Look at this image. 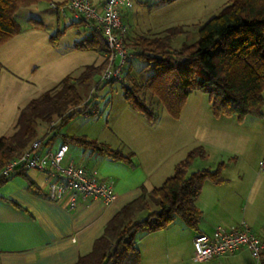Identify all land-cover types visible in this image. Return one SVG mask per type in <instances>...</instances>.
<instances>
[{
  "label": "trees",
  "instance_id": "16d2710c",
  "mask_svg": "<svg viewBox=\"0 0 264 264\" xmlns=\"http://www.w3.org/2000/svg\"><path fill=\"white\" fill-rule=\"evenodd\" d=\"M39 1L0 0V45L19 32L14 20L16 11ZM181 31V27L175 26L159 36L137 35L129 42L124 37L131 57L143 62L139 72L147 74L143 81L130 77V58L127 60L120 82L127 105L141 114L148 125H154L159 116L146 102V92L156 98L171 118L177 119L195 88L207 94L214 117L234 116L238 120L248 115L260 117L264 104V0H227L217 14L199 27L195 42L173 48L171 39ZM89 34L90 37L74 47L81 50L100 48L96 36L102 40L101 35L92 31ZM105 65L104 55L101 65L86 66L78 77L66 76L57 86L27 101L19 110L12 134L0 137V170L7 161L39 140L35 137L38 121L51 122L55 116L63 121L68 117L81 103L78 87L88 86L91 75L97 72L101 75ZM101 82L99 79L94 85L95 90ZM84 105L87 110L88 104L84 102ZM51 138L40 139L41 146L48 144ZM62 143L90 149L109 160L133 163V152H123L84 135L64 136ZM204 157L202 146L191 147L161 185L150 190L142 188L140 196L123 206L105 225L89 251L71 264H140L136 237L164 229L176 217L198 231L202 212L195 201L202 185L206 181L212 184L224 181L219 177L221 162L214 170L187 171L195 159ZM25 172L20 168L9 176L0 175V184L17 174L25 176ZM37 193L46 197L45 193ZM143 210L146 216L136 220L135 216ZM262 255L264 263V251Z\"/></svg>",
  "mask_w": 264,
  "mask_h": 264
},
{
  "label": "rangeland",
  "instance_id": "374dc122",
  "mask_svg": "<svg viewBox=\"0 0 264 264\" xmlns=\"http://www.w3.org/2000/svg\"><path fill=\"white\" fill-rule=\"evenodd\" d=\"M59 0H41L35 4L19 8L14 20L19 32L0 46V105L9 100L20 98L16 102L12 113L0 112V137L12 134L19 110L29 99L35 98L43 92L57 86L66 76L76 78L89 65L99 66L104 59V43L96 36L100 48L77 49L74 45L83 42L89 34L84 24L76 21L69 12L63 18L51 8L50 2ZM227 0H133V7L126 17L127 36L129 42L137 35H162L169 27H181V32L171 39L173 48H180L182 44H191L198 38L199 27L210 17L217 14ZM106 52V49H105ZM130 77L143 81L146 73H140L143 62L136 57L129 60ZM106 66V65H105ZM100 74L91 75L88 86H79L78 94L81 103L75 106L65 120L55 116L51 122L38 121L35 126L36 139L52 137L48 144L42 145L41 150L56 149L64 136L84 135L111 147L128 151V145L135 146L140 138L143 121L141 114L132 110L124 100L123 87L118 81L101 82L95 90ZM191 100L207 99V94L193 88ZM147 103L157 112L159 120L170 119L164 107L148 92L144 95ZM264 99V93H263ZM86 102L87 110H84ZM87 111V112H86ZM225 123L218 121L208 130L196 133L197 138L204 139L202 146L207 153L203 161L205 168L214 170L218 163H222L219 177L225 183L213 185L204 182L201 197H208L217 188V192L228 191L235 196L236 204L227 214L218 212L206 214L202 220L217 221L224 226L244 220L255 221L252 230L260 236L261 230L257 224L264 219V104L260 117L248 115L241 120L234 116H227ZM144 122V121H143ZM64 161L68 157L90 153V149L68 143ZM132 147V146H131ZM139 156H148V151L139 150ZM163 165L159 162L157 170ZM30 170V169H29ZM191 166L188 172L195 171ZM162 182H156L159 186ZM149 188L153 187L150 184ZM246 208V211H244ZM141 211L135 216L136 220L146 216ZM245 215V216H244ZM206 221V220H205ZM242 223V222H241ZM202 222L199 226L201 227ZM171 233L177 234L181 242V249L177 255V264H264L255 259L246 250L238 258L218 262L193 260V246L189 247L188 236L192 229L186 226L178 217L171 223ZM263 256V255H262Z\"/></svg>",
  "mask_w": 264,
  "mask_h": 264
},
{
  "label": "crops",
  "instance_id": "0c3cea01",
  "mask_svg": "<svg viewBox=\"0 0 264 264\" xmlns=\"http://www.w3.org/2000/svg\"><path fill=\"white\" fill-rule=\"evenodd\" d=\"M62 2L64 0L54 3ZM129 11L123 14L125 24ZM86 37H90V34ZM190 96L189 94L179 118L170 117L163 121L158 119L154 125H148L144 118V122H139L142 127L139 133L141 136L136 140L135 146L138 144L140 151H148L147 157L139 156L137 147L128 145V151L134 154L131 165L109 160L91 150L88 154H75L65 160L95 168L101 180L112 181L114 199L111 202L89 198L79 200L74 208H69L66 198L60 201L48 200L37 193H45L47 176L36 170H26L25 176L17 174L0 184V264H71L79 255L88 252L92 241L105 225L123 206L139 197L142 188L150 190L157 187L154 185L156 182H163L171 175L175 164L194 146L193 142L190 143V138H194V144H205L204 139L194 137L196 133L209 131L208 128L218 121H227L222 120L228 119L227 116L212 115L208 98L191 100ZM17 101L14 99L4 102L0 105V112L12 113ZM206 157L205 152V157L195 159L189 168H205L202 162ZM159 162L163 165L160 163L162 167L157 170ZM223 183L225 182L213 185ZM149 184L153 187L149 188ZM216 189L208 197H201L200 194L195 201V206L202 212V219L210 213L227 214L236 204L234 195L228 191L217 192ZM202 219L201 227L200 222L198 224V231H193L188 236L190 248L197 232L211 233L215 227L220 226L217 224L220 219ZM249 220L243 218L237 224H226L222 227L234 229L246 225L253 232L252 228L256 223ZM171 228L170 224L164 229L136 237L135 245L140 253V264H177L181 242L177 234L171 233ZM257 228L262 232L258 237L264 240V219L259 220ZM244 251L246 250L241 249L209 262L215 263L225 258L237 263Z\"/></svg>",
  "mask_w": 264,
  "mask_h": 264
},
{
  "label": "built area",
  "instance_id": "2783aa9c",
  "mask_svg": "<svg viewBox=\"0 0 264 264\" xmlns=\"http://www.w3.org/2000/svg\"><path fill=\"white\" fill-rule=\"evenodd\" d=\"M132 7L133 0L50 2V8L57 15L64 18L66 12H69L89 32L101 35L106 49V66L100 80L118 82L122 81L127 60L132 56L124 42L127 27L123 21V14ZM67 150L68 145L61 143L54 151H44L41 150V141L35 140L19 156L7 161L1 168L0 175L9 176L20 168L43 172L47 176L46 198L51 201L66 198L69 208H74L79 200L89 198L111 202L114 199L113 182L101 180L95 168L83 163L65 162ZM192 246L195 261H209L241 249L247 250L258 260L264 251V240L246 225L234 229L217 226L211 233H196Z\"/></svg>",
  "mask_w": 264,
  "mask_h": 264
}]
</instances>
